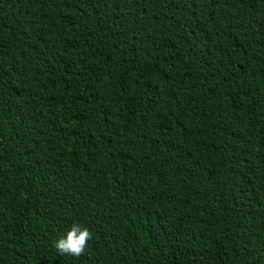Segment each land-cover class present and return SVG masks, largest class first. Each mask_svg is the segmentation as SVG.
Returning a JSON list of instances; mask_svg holds the SVG:
<instances>
[{"label":"trees","instance_id":"obj_1","mask_svg":"<svg viewBox=\"0 0 264 264\" xmlns=\"http://www.w3.org/2000/svg\"><path fill=\"white\" fill-rule=\"evenodd\" d=\"M0 264H264V0H0Z\"/></svg>","mask_w":264,"mask_h":264},{"label":"clouds","instance_id":"obj_2","mask_svg":"<svg viewBox=\"0 0 264 264\" xmlns=\"http://www.w3.org/2000/svg\"><path fill=\"white\" fill-rule=\"evenodd\" d=\"M92 237L93 233L87 226L75 222L65 235L54 242V247L61 255L80 257L86 254L88 242Z\"/></svg>","mask_w":264,"mask_h":264}]
</instances>
